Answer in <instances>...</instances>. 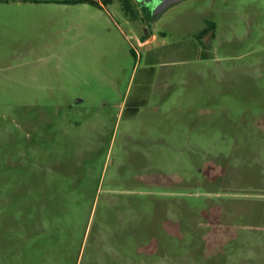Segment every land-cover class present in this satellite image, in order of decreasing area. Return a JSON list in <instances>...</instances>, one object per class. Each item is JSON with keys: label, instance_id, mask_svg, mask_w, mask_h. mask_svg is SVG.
I'll list each match as a JSON object with an SVG mask.
<instances>
[{"label": "rangeland", "instance_id": "rangeland-1", "mask_svg": "<svg viewBox=\"0 0 264 264\" xmlns=\"http://www.w3.org/2000/svg\"><path fill=\"white\" fill-rule=\"evenodd\" d=\"M35 1L0 4V264H264V0Z\"/></svg>", "mask_w": 264, "mask_h": 264}, {"label": "flooded vegetation", "instance_id": "flooded-vegetation-1", "mask_svg": "<svg viewBox=\"0 0 264 264\" xmlns=\"http://www.w3.org/2000/svg\"><path fill=\"white\" fill-rule=\"evenodd\" d=\"M130 1L135 6L138 15L141 16L142 19L146 20V22H153L158 17V16L155 18L152 17V10L155 8L158 0H130Z\"/></svg>", "mask_w": 264, "mask_h": 264}, {"label": "water", "instance_id": "water-1", "mask_svg": "<svg viewBox=\"0 0 264 264\" xmlns=\"http://www.w3.org/2000/svg\"><path fill=\"white\" fill-rule=\"evenodd\" d=\"M183 0H158L155 8L152 10V17L155 18L159 16L166 8L169 6L179 3Z\"/></svg>", "mask_w": 264, "mask_h": 264}, {"label": "crops", "instance_id": "crops-1", "mask_svg": "<svg viewBox=\"0 0 264 264\" xmlns=\"http://www.w3.org/2000/svg\"><path fill=\"white\" fill-rule=\"evenodd\" d=\"M21 1H23V0H0V4H2V3H6V4L10 5L12 2H18L21 6H24V5H22L23 2L21 3ZM24 1H26V2H31V3H36L35 0H24ZM42 3H43V2H42ZM42 3H41V4H42Z\"/></svg>", "mask_w": 264, "mask_h": 264}, {"label": "trees", "instance_id": "trees-1", "mask_svg": "<svg viewBox=\"0 0 264 264\" xmlns=\"http://www.w3.org/2000/svg\"><path fill=\"white\" fill-rule=\"evenodd\" d=\"M207 31H208V28H205V29L202 31V33H200V35H199V36H201V35L205 34Z\"/></svg>", "mask_w": 264, "mask_h": 264}]
</instances>
